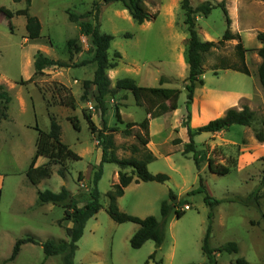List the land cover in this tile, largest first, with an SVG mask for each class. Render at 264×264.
Masks as SVG:
<instances>
[{
	"label": "rangeland",
	"instance_id": "obj_1",
	"mask_svg": "<svg viewBox=\"0 0 264 264\" xmlns=\"http://www.w3.org/2000/svg\"><path fill=\"white\" fill-rule=\"evenodd\" d=\"M180 1L144 0L148 12L157 14L139 24L119 1L31 0L29 14L41 22L40 35L35 39L25 38L24 15L7 18L0 12V84L6 86L11 96L8 118L0 122V264H63L61 255L46 257L41 246V242L47 239H68L64 229L67 222L58 223L63 217V208L38 202L37 192L44 189L58 192L65 186L72 195H77L79 205H82L93 172L100 162L101 149L82 114L83 110L89 112L95 124L101 127V110L95 106L93 86L88 89L87 98L81 99L83 80L92 78L94 62L68 68L53 65L33 76L31 82L20 83L33 75L37 51L49 58L67 61V40L70 38L75 39L71 50L79 47L77 51H83L80 58L73 55L72 63L90 56L93 51L90 38L80 33L77 23L69 20L67 10L79 14L90 11L86 19L94 23V2L100 3L97 14L100 31L113 36L108 55L117 60V66L107 70L111 85L118 78L131 77L138 85L158 86L160 77H163L161 86L178 89L177 94L167 101L171 110L150 118L148 124L146 148L155 159L147 164V169L153 174L163 173L167 179L163 182L132 181L117 198V207L140 218L152 215L161 220L160 204L168 199L171 190L189 208L176 206L184 211L180 218L175 217L174 208L170 211L164 240L159 247L152 240L145 241L139 248L131 247L129 238L138 225L117 223L106 211V192L118 181V166L105 162L97 183L101 208L86 221L83 234L76 242L75 264H206L207 257L201 245L209 225L210 207L203 200L205 192L197 189L199 177L204 185L202 189L213 198L222 200L212 209L210 246L235 241L239 248L236 253H217L216 263L234 264L237 258H244L249 264H264V187L258 191L259 207L235 201L236 197H246L259 185L264 166V90L257 74L261 61L257 50L262 46L257 34L264 32V1L190 0L193 7L202 2L215 4L223 1L230 23H226L220 7L213 8L207 15L197 13L194 16L199 38L213 41L215 46L204 56L203 83H197L194 89L188 125L196 128L223 115L229 107L240 109L246 105L254 111L249 126L233 124L225 130L195 135L198 167L193 153H183L188 142L183 126L187 115L185 40L188 32ZM1 6L16 10L23 8L25 3L23 0H0ZM227 25L232 33L241 36L246 49L248 75L233 69L213 68L223 57L230 64L237 61V39L219 43ZM115 51L120 53V58L113 57ZM54 69L61 74L56 76ZM66 93H71L75 99L73 109L60 102ZM104 100L106 124L118 129L113 133L116 154L128 157L131 155L129 145L138 144L134 132L139 128L134 125L132 134L125 135L122 133L125 123H139L148 114L142 106L135 104L132 94L126 90L107 95ZM116 105L123 123L116 120ZM50 113L60 124L61 140L80 159L65 161L64 177L57 172L60 165L53 164L49 177L32 184L26 170L35 151V126L48 130ZM68 115L77 117L79 130L72 127ZM259 131L263 132V141L256 138ZM174 139L180 142L174 143ZM209 158L227 165L229 172L222 175L212 173L207 165ZM46 160L40 156L36 165ZM125 170L131 172L129 168ZM79 173L82 174L80 181L77 180ZM28 236L38 243L21 244L16 257L10 260L15 241ZM153 252V258H149Z\"/></svg>",
	"mask_w": 264,
	"mask_h": 264
},
{
	"label": "trees",
	"instance_id": "obj_2",
	"mask_svg": "<svg viewBox=\"0 0 264 264\" xmlns=\"http://www.w3.org/2000/svg\"><path fill=\"white\" fill-rule=\"evenodd\" d=\"M13 1L18 2L21 0ZM23 1L25 3V6L21 9L13 11L4 6H1L0 12H2L7 18H12L14 15H24L26 19V37L29 39L38 38L41 29L40 21L36 16L29 14L31 0ZM105 1L121 2L128 10V13L132 17V19L139 24L143 23L146 20H150L151 18H155L157 14H151L148 12L144 0ZM180 7L184 12V23L186 24L188 32V37L185 40L186 61L188 65V72L185 79V108L187 111V115L186 119L183 122L188 142L184 146L183 153H193V160L198 167L199 159L197 150L195 149L194 145V136L202 132L213 133L220 130H225L233 124L249 126L254 118V111L246 105L242 106V108L240 109L229 107L225 110L223 115L213 118L196 128H192L188 125V121L190 119L189 105L192 102L194 89L197 83H203L201 75L204 72V69L202 67L204 56L209 54L215 46V43L213 41L201 40L199 38L197 30L195 28L194 16L197 13L207 15L213 8L220 7L225 15V19L227 21L226 23L228 25L230 23V20L227 16V10L224 6L223 1L215 4H212L210 2H202L193 7L190 4V0H181ZM93 8L94 23L91 20L86 19L87 17H89L91 13L90 11L79 14L70 11L69 9L67 10L69 20L77 23L81 34L89 36L91 45L93 47L92 58L90 60H82L79 63H72L71 59L73 55L78 52L77 50L79 49V47H76V50L74 51L71 50V46L75 44V39L70 38L67 40L69 54V59L67 61L49 58L42 54L40 51H37L33 60V75L26 80L20 81L21 84L31 82L33 80V76L41 74L45 68L53 65L58 67H73L75 65H84L89 61L95 63L92 78L83 80V93L81 94V99L85 100L87 98L88 89L93 86L96 93L94 94V99L96 101L95 106L101 110V127H98L95 124L89 112H85V110H83L82 114L87 121L88 128L96 142V145L101 149V158L99 164L97 165V168L93 172L91 184L85 192V195L87 196L86 201L82 205H79L80 200L77 198V195H72L70 191L65 188V186H62L58 192H54L49 189L38 190L37 192L38 202H49L63 208V217L58 222L60 225L62 224V222L67 221H70L72 223L70 226H64L65 234L68 238L67 240L47 239L41 242L42 250L45 256L47 257L50 255L59 254L62 256L63 264H75L74 254L77 248L76 242L83 234L86 221L94 216L101 208L97 183L102 174V164L105 162L114 163L118 166V181L112 184L110 189L106 192L108 198L106 211L110 218L117 223L133 222L138 225V228L129 238L131 247L139 248L147 240L154 241L156 246L159 247L164 240L165 226L167 224V219L170 211L174 208L175 217L180 218L183 215L184 211L182 209L176 208V206L188 205L187 203L183 202V199H179L173 191L169 190L168 199L161 201L160 204V213L162 217L161 220H157L152 215L140 218L138 216L122 212L117 207V198L123 195L125 187L132 181L136 183L140 180L163 182L167 179V175L163 173L153 174L147 169V164L155 159V156L152 154V152L147 150L146 148V144L149 141L148 124L150 118L159 117L171 110V107L167 103V101L177 94L178 89L174 87L161 86V84L164 82L163 77H160L158 86L138 85L131 77L118 78L112 86L111 80L107 75V70L117 66V60L110 58L108 55V49L110 47L113 36L101 32L99 29L97 14L100 9V3L94 2ZM257 38L262 43V46L257 50L258 55L261 58L257 69V74L264 90V32H259L257 34ZM230 39H237V43L235 44V53L237 57L236 64H230L226 60V58L223 57L220 58L219 63L214 65L213 68L233 69L248 75L249 70L245 62L246 49L243 46L241 36L238 33H232L228 26L219 39V43L222 44L223 42ZM113 57L120 58V53L118 51H115L113 53ZM120 90L129 91L134 98L135 104L142 106L145 109L146 114H148V116L144 117L139 123L131 121L125 123L126 127L122 131V133L125 135L132 134V127L134 125H137L139 128V130L134 132V136L137 139L138 144L133 143L129 145L128 148L131 152V155H129L128 157L117 156V145L114 141L113 133L118 129L116 126L109 127L106 124L104 117L106 110L104 100L105 97L107 95H114ZM10 101L11 96L8 93L6 86L4 84H0V122L2 119H6L8 117L7 110ZM60 102L64 105L70 106L72 109L76 105L75 99L71 93H66V95H64L60 99ZM115 117L118 122L123 123L117 105L115 106ZM67 119L70 121L74 129L79 130V121L76 116L68 115ZM49 121L50 122L48 130H42L37 125L35 126V129L37 131L35 151L26 170V176L32 184H38L41 180L49 177L52 172L53 164L60 165V168L57 170V172L62 177H64L65 161L69 159H80V156L61 140L60 124L58 123L56 117L51 113L49 114ZM256 138L260 141H263V132H257ZM173 141L174 143L180 142L179 139H174ZM137 153H140V155L136 156ZM40 156L45 157L47 159L46 162L41 165H35L36 159ZM262 161L264 164V156L262 157ZM207 165L209 170L215 174L222 175L229 172V167L227 165L215 163L211 158L208 159ZM126 168H129L131 172L128 173L125 170ZM81 178L82 174L79 173L77 176V180L80 181ZM201 181L202 179L199 177L200 186L197 189L205 192L203 200L210 207V212L208 214L209 225L202 239L201 249L203 254L207 257L206 264H217L215 258L217 253H236L239 248L235 241H227L218 247L210 246L209 238L210 222L213 214L212 209L222 200L213 198L205 189H202L204 185ZM262 187H264V166L261 172L259 185L255 189H253L246 197H236L235 201L245 206L255 205L256 207H259L260 195L258 191ZM26 242L38 243V241H36L31 236L17 239L12 247V252L9 257L10 260L16 257L19 252L20 245ZM154 254V252L150 254L149 258H153ZM234 264L249 263L244 258H237Z\"/></svg>",
	"mask_w": 264,
	"mask_h": 264
},
{
	"label": "crops",
	"instance_id": "obj_3",
	"mask_svg": "<svg viewBox=\"0 0 264 264\" xmlns=\"http://www.w3.org/2000/svg\"><path fill=\"white\" fill-rule=\"evenodd\" d=\"M18 9H21V8H18ZM17 10V9H16ZM13 11H15V10H13ZM40 21V20H39ZM40 24H41V22H40ZM40 31H41V29H40ZM25 38H27V37H25ZM79 38H81V34H80V36H79ZM29 39V38H28ZM82 52L83 51H78L77 53H75L74 54V56H77L78 55V58H80L81 57V54H82ZM92 56H93V51H90V56L86 59V58H84L85 60H90L91 58H92ZM54 59V58H53ZM83 58H81L80 59V61H82V60H84ZM79 61V62H80ZM90 62H92V61H89V63ZM77 63V62H76ZM66 68H68V67H66ZM48 68H45L44 69V71H46ZM54 72H55V75L56 76H58L59 74H61L60 72H58V71H55V69H54ZM59 79V78H58ZM90 79V78H89ZM76 80L74 79V82H75ZM88 108H89V105H88ZM8 118V117H7ZM37 137V136H36ZM35 141H36V139H35ZM38 159V158H37ZM37 159H36V161H37ZM36 161H35V165H36ZM45 162H43L42 164H44ZM87 181V180H86ZM110 189V188H109ZM49 203V202H48ZM72 223L70 222V221H67V226H70Z\"/></svg>",
	"mask_w": 264,
	"mask_h": 264
},
{
	"label": "built area",
	"instance_id": "obj_4",
	"mask_svg": "<svg viewBox=\"0 0 264 264\" xmlns=\"http://www.w3.org/2000/svg\"><path fill=\"white\" fill-rule=\"evenodd\" d=\"M89 108H92V106H89ZM185 208H189L187 205L184 206Z\"/></svg>",
	"mask_w": 264,
	"mask_h": 264
}]
</instances>
